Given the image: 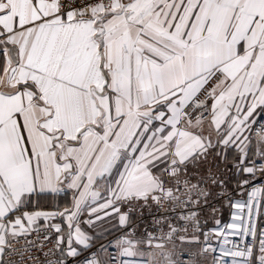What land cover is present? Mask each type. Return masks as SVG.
Wrapping results in <instances>:
<instances>
[{"label":"snow or ice","instance_id":"obj_1","mask_svg":"<svg viewBox=\"0 0 264 264\" xmlns=\"http://www.w3.org/2000/svg\"><path fill=\"white\" fill-rule=\"evenodd\" d=\"M177 239L264 264V0H0V264H192Z\"/></svg>","mask_w":264,"mask_h":264},{"label":"built area","instance_id":"obj_2","mask_svg":"<svg viewBox=\"0 0 264 264\" xmlns=\"http://www.w3.org/2000/svg\"><path fill=\"white\" fill-rule=\"evenodd\" d=\"M210 166L214 171L219 169V172L221 173L222 178L225 179L226 181H229L227 172L223 169V167L220 165L218 160L213 161L210 158ZM207 167L208 166H205V168ZM234 186L229 185L230 188ZM257 186H259V182H257ZM214 191L218 192L219 189H214ZM213 207L216 209L215 215H212L210 211L211 208ZM124 210L126 211V209ZM233 211L234 209H231L230 207H228V202L226 199L220 196H214L210 198L208 207L203 208L199 213L202 227L206 230L214 229L218 227L216 225V220L221 221V224L219 225V227H222L224 224L230 223L231 214ZM165 212L166 210L157 209V207L154 204H150L149 206H145V207H137V209H135L131 214L132 223L129 225L130 228L135 230V235L132 238L133 239H138V238L146 239V231L158 235L159 234L157 231L158 226L154 223V221L159 219L161 216L165 215ZM168 215H169V218L172 220V223L180 224V225L184 223L183 221H177L176 219L172 218L173 217L172 213H168ZM205 220H207L206 224L203 223ZM124 231H127V229H125ZM164 231H167V227L164 228ZM192 231H193L192 229H189V233H191ZM120 234L121 232L117 231L114 235L105 239L102 243H107L108 240H113L115 239L116 236ZM232 239L238 240L239 237H233ZM202 240H203V237H201V241ZM102 243H99V244H102ZM176 243H180L178 239ZM198 245L200 248L201 245L200 244ZM15 247H19V245H15ZM49 247H51V245H49ZM45 251H47V248H45ZM186 254H189V253H186ZM31 255L37 258V260L41 262L46 259L43 253H40V252L33 251ZM191 256L193 257V255ZM203 256L206 257L207 262H208L207 264H211V259H212L211 253H206ZM4 259L18 261L19 256L15 253L13 254L6 253ZM27 264H34V262L28 261Z\"/></svg>","mask_w":264,"mask_h":264},{"label":"crops","instance_id":"obj_3","mask_svg":"<svg viewBox=\"0 0 264 264\" xmlns=\"http://www.w3.org/2000/svg\"><path fill=\"white\" fill-rule=\"evenodd\" d=\"M217 160H218V159H217ZM218 161H219V160H218ZM219 163H220V165H221L222 167L224 166V164H223L222 162L219 161ZM228 168H231V164L228 165ZM114 178H115V176L113 177V179H114ZM228 179H229V185H230V186H234L235 183H236V178H234V177L232 176V173H231V172H230V174H228ZM71 201H72V195H71V193L62 194L61 197H59L58 200H57V202L59 203V206H60L61 208H63V207H65V206L69 205V204L71 203ZM131 219H132V218H131ZM117 228H118V226H117L115 220H111V221L106 222L105 225H103L101 229H98V231H102V230H104V229H112V231H111L110 235L104 237V238L101 239V240H98V241H97V244L102 243L105 239H107V238H109L110 236L114 235V234L118 231ZM138 239H141V238H138ZM141 240H143V239H141ZM176 244H178V243H176ZM190 245L193 246L194 249H196V248H197L198 250L200 249V248H199V245H198L197 243H190ZM177 246H179V244H178ZM194 249H193V250H194ZM136 250H137L138 252L143 251V252L146 253V254H147L148 252L158 253V252L160 251L159 249H156V248H154V247L149 248V247H147L144 243H141V244L137 245ZM191 255H193V254H191ZM204 262H205V263H204ZM199 263H200V264H207L208 262H207V259H205V261H203V263H201L200 260H196V255H195V253H194V255H193V257H192V264H199Z\"/></svg>","mask_w":264,"mask_h":264},{"label":"rangeland","instance_id":"obj_4","mask_svg":"<svg viewBox=\"0 0 264 264\" xmlns=\"http://www.w3.org/2000/svg\"><path fill=\"white\" fill-rule=\"evenodd\" d=\"M223 169L227 172V174H230V171L228 169L230 168H225V166H223ZM179 246L178 247H182L185 251V253H189V254H193L195 253L196 255V260H200L201 263H203V261H205L206 257L203 255H200V249L198 250L197 248L194 249L193 246H191L189 243H186L184 245H180V243H178ZM177 244V245H178ZM194 249V250H193ZM205 263V262H204ZM200 264V263H199Z\"/></svg>","mask_w":264,"mask_h":264}]
</instances>
